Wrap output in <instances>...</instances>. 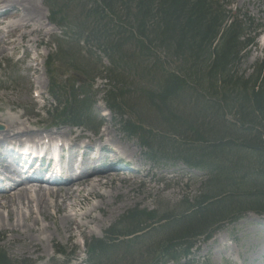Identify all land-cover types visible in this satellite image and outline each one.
<instances>
[{"label": "rangeland", "instance_id": "obj_1", "mask_svg": "<svg viewBox=\"0 0 264 264\" xmlns=\"http://www.w3.org/2000/svg\"><path fill=\"white\" fill-rule=\"evenodd\" d=\"M14 1L15 8L11 9L6 18L0 19V25L6 26L7 23L14 22L16 15L28 19L27 14L22 12L19 0ZM227 1L231 5L228 8L224 6V9L238 14L239 20L250 19L254 26H260V30L256 31L255 45L243 53V58L235 69L239 70L238 74L243 73L246 77L264 60V31L261 29L264 27V0ZM35 3L42 16L38 19L36 17L34 24L30 25L38 31L26 38L15 50L8 47L0 56V115L19 119L34 133L58 132L68 133L69 136L80 134L81 138L93 141L106 128L112 140L109 147L134 152L133 158H127L121 153L119 157L124 158L132 170L137 169L134 163H139L140 177H147L131 178L124 172L118 173V177L124 179L122 182L114 181L111 187L100 190L106 193L103 202L106 211L97 210L93 216L101 223L89 224L80 232H74V237L70 239L66 238L67 230L62 226L60 213L54 214L53 220L40 215L34 216L41 229L48 226L43 233H30L32 238L27 234V240L36 238L34 240L40 244V256L29 251L26 240L16 238L10 244H5L10 234L0 232V255L5 256L3 264H92L88 250L91 240H107L109 244L106 238L112 237L110 231L114 233V230L115 234L126 233L127 237L123 240L129 242L119 246L120 249L116 251L113 248L103 258V264H163V248L177 244V241L168 242L177 227L172 228L171 225L204 192L207 175L203 171L188 168L179 161L170 164L171 161H165L164 157L167 156L159 152L156 146L154 148L151 142L149 149H143L139 138L124 132L121 127L123 122L139 121L145 126L149 137L152 132L170 136L169 126L158 121L141 97V90L149 86L148 76L141 73L137 77L128 76L133 70L126 60L121 61L117 69H112L109 65L112 63L104 51L89 42V36L95 35L97 31L111 37L114 35L112 25L87 18L93 0H35ZM79 26L86 27L93 34L86 31L78 36ZM4 32L0 33V45H3L1 37ZM248 34L253 36L254 31L249 29ZM12 36L7 34L4 41ZM80 37L82 42H78ZM97 37L101 41V37ZM27 40L34 41V44L27 46ZM103 48H107L106 43ZM29 64L35 70L29 68ZM37 79L42 81V88L37 85ZM81 83L88 88L92 86L89 97L93 98L94 103L92 110L82 117L83 120L73 122L70 117H63L61 112L71 93V87L75 88ZM110 86L116 88V91L124 92L123 97L119 98H122L123 103L120 112L115 109L109 111L107 108L104 94ZM40 92L42 98L34 99ZM3 98L6 101L16 99V102L6 103ZM185 109L186 113L190 111L188 107ZM1 132H4L3 127L0 134ZM166 145L167 141L164 142V146ZM110 169L100 170L109 173ZM46 188L43 187V190L47 195ZM130 188L132 192L126 200L127 195L123 193ZM85 194L83 191L79 195L76 199L78 205L68 209L67 212L71 210L69 214L78 215L94 204L102 205L100 198L94 195L87 198ZM18 209L25 215L26 224L33 226V222L26 218L28 210L22 206H18ZM136 211L142 214L145 212V215L133 219L130 215ZM109 213L112 215L109 216ZM17 219L13 215L12 221L16 222ZM221 226L210 240L205 241L203 237H199L193 242L191 254L186 258L190 263L264 264V215L245 213L236 223H222ZM50 235L53 236L52 241L48 239ZM177 248L175 251L179 252L182 259L184 248ZM58 251H62L63 255H57Z\"/></svg>", "mask_w": 264, "mask_h": 264}, {"label": "trees", "instance_id": "obj_2", "mask_svg": "<svg viewBox=\"0 0 264 264\" xmlns=\"http://www.w3.org/2000/svg\"><path fill=\"white\" fill-rule=\"evenodd\" d=\"M221 2L93 0L87 16L113 25L112 37L98 34L108 48L114 45L110 61L118 55V62L129 61V74L148 76L141 97L170 127V136L152 132L149 137L141 122L128 121L122 125L125 132L144 148L151 142L165 161H180L207 175L204 192L173 221L171 227H177L168 242L177 244L163 248V262H178L177 247L187 255L197 238L209 239L222 223L237 222L248 212L264 215V61L246 77L235 71L241 53L253 44L248 31L254 25L231 15ZM89 94L84 85L71 87L61 115L81 120L91 110ZM123 94L114 88L106 93L111 110L120 112ZM110 236L109 244L91 240L92 264L105 263L113 248L129 242L123 240L126 233L114 230ZM4 261L2 254L0 264Z\"/></svg>", "mask_w": 264, "mask_h": 264}, {"label": "bare ground", "instance_id": "obj_3", "mask_svg": "<svg viewBox=\"0 0 264 264\" xmlns=\"http://www.w3.org/2000/svg\"><path fill=\"white\" fill-rule=\"evenodd\" d=\"M14 2V0H0L1 5H6L10 9L15 8ZM19 5L22 8V12L27 14L28 19L26 20L16 15L14 22L9 24L7 23L5 26L6 31L1 37L3 45H0V56L6 52L8 47H11L13 50H15L17 46H20L22 43H24L26 38L28 39L29 36H32L36 31H38V29L30 25L34 24L36 17L38 19L42 16V12L36 6L35 0H19ZM7 34H11L16 37L12 36L11 38H8L4 41V37ZM25 43L27 46L33 45L34 41L27 40ZM29 68L35 70L30 64ZM36 81L39 88H42V81L40 79H37ZM3 100L6 103L16 102V99H8L6 101V98H3ZM32 101H34L33 98ZM0 125H2L4 128V132H1L0 134V141L11 140L16 143H22L24 141L34 143L35 141L44 140L46 138L48 140H61L65 143L71 142L73 147L82 146L84 148H99L100 152L104 154V157H108L111 161H116L120 153L124 154L127 158H133L135 155L134 152L131 153V151L128 149H123V151L121 149H116V151L110 148L109 143L112 142L110 138L111 134L106 128L102 130L98 136L99 138L96 139V141L88 140V142L79 143L76 142V138L80 137V134H77L76 136L71 135L72 137L70 136L69 138L68 133L64 134L57 132L46 133L45 135L34 133L29 129L26 123L19 121L17 118L6 115H0ZM129 162L133 164L131 161ZM134 165L137 169L128 170H131L133 173V178L140 177V172L138 169L139 163H134ZM63 169L67 170V165H64ZM142 176L147 177L144 175ZM142 176L140 179H142ZM123 180L124 179L118 177V173L114 172L113 170H110L108 173L95 167L86 168L80 171L78 174L70 173L68 176H66L63 183H59L55 178H49V181L46 182V195L44 190L40 188L41 186L30 190L27 188V186H25V184L16 183L13 177L8 176L6 185L0 186V232H7L10 234V236L5 240V244H10L12 241L16 240V238L22 241L26 240L29 251L40 256L41 246L34 240L36 238L27 240V234L30 236V233L37 234L40 231L43 233L48 229V226H43L42 229L38 226V220L34 217L36 215L53 220L54 214L60 213L62 226L65 230H67V239L74 237V232H80L82 228H85L91 223L99 225L101 222L97 217L93 216V213L97 210L101 211V209L106 211V208L103 207L106 193L101 192V188L111 187L112 182H122ZM129 181H131V179ZM83 191L86 192L85 197L87 198L92 195L100 198L102 205L94 204L88 210L78 215L69 214L71 210L69 212H67V210L78 205L76 199ZM131 192L132 188L123 193V195H127L126 200L129 199ZM110 198L112 199V195ZM70 199L72 200L67 203L66 201ZM18 206H22L28 210L29 215L26 216V218L33 222V226L29 223L26 224L25 215L20 212ZM52 211H54V213ZM13 215L18 218L16 222L12 221ZM110 215L112 214L109 213V216ZM48 239L52 241L53 236L50 235ZM41 241L43 240H40V242Z\"/></svg>", "mask_w": 264, "mask_h": 264}]
</instances>
